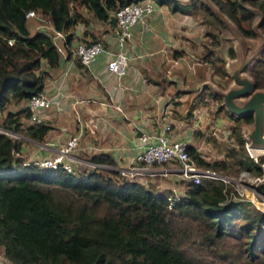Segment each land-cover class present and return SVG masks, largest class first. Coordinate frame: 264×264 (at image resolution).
Returning <instances> with one entry per match:
<instances>
[{
  "label": "trees",
  "instance_id": "obj_1",
  "mask_svg": "<svg viewBox=\"0 0 264 264\" xmlns=\"http://www.w3.org/2000/svg\"><path fill=\"white\" fill-rule=\"evenodd\" d=\"M132 1L140 0H0L2 129L42 139L48 125L31 122L27 104L15 111L10 105L27 103L42 91V66L58 65L60 51L53 32L66 33L64 44L70 54V30L79 7L84 6L97 20L110 22L109 15L119 5ZM212 1L243 35L255 36L251 28L255 13L243 3L258 8L264 18V0ZM171 8L206 25L210 40L204 44L202 58L210 62L214 74L228 78L224 54L235 55L232 44L225 38L228 48L214 51L220 48L222 22L201 0ZM29 9L47 17L51 28L32 30L25 17ZM260 27L264 32V19ZM247 72L257 87L264 88V47ZM210 96L235 121L231 133L236 145L230 144L222 158L211 161L192 145L189 153L199 166L218 172L247 169L262 174L245 150L240 128L252 117L230 115L219 96L212 92ZM193 110L194 105L189 106L186 117ZM173 112L177 117L178 111ZM21 146V139L0 131V249L13 264H264V209L250 200L232 198L233 188L221 180L187 182L184 194L170 201L166 192L148 185L152 178L146 182L103 168L67 171L25 164L14 153ZM90 160L113 165L104 153ZM256 188L264 196V181ZM192 246L199 247L200 256ZM204 251L210 254L205 256Z\"/></svg>",
  "mask_w": 264,
  "mask_h": 264
},
{
  "label": "crops",
  "instance_id": "obj_2",
  "mask_svg": "<svg viewBox=\"0 0 264 264\" xmlns=\"http://www.w3.org/2000/svg\"><path fill=\"white\" fill-rule=\"evenodd\" d=\"M172 1L169 7L166 3L156 2L154 11L145 16V21L132 27V36L124 47L130 56L129 63L124 76L119 80L106 68L107 61L117 49L115 23L111 20L110 22L97 20L84 6L79 7L83 12L80 11L74 28L70 30L71 45L78 41L88 43L101 40L104 50L88 67L83 66L71 52L67 54L65 48L60 52L56 67H46L43 62L42 92L51 96L52 104L48 109H40L39 115L48 125V129L40 140L28 136L25 131L15 133L18 135L17 139L22 140L21 150L16 155L21 156L24 163L35 162L56 154L58 148L70 136L79 134V149L74 151V157H70L75 168H84L82 166L88 165L86 160L97 163L90 160V157L104 153L111 157L113 165L98 164L103 165L108 171H119L127 166L137 150L134 125L140 126L153 135L152 139H156V135L164 132V125L168 120L173 119L172 115H168L171 106L168 103L170 94H174L175 98L173 111H178L174 125L179 124L178 128L182 127L179 130L173 128L169 131L170 137L183 138L199 151L200 146L196 145V137L200 133L195 132L198 127L193 124L198 120L197 114L195 113L191 126H188V123L183 125L181 121H184L182 120L184 116L180 115V106L184 105L187 111L189 106L194 105L195 109L197 101L201 102V108H204L201 109L199 126L204 125L206 116L204 111L207 110V105L202 103L200 89L201 86L207 87L206 84L202 85L205 82L216 84L211 80L216 74L211 70L209 78H202L195 86L193 95L188 93L189 88L183 87V81L177 78L184 79L182 74H185L182 73L184 67L182 64L179 65L182 56L176 54L180 51L189 55L201 50L200 59L208 64L209 68L210 62L202 58L205 43L200 42L205 38L206 30L202 31L199 27L201 23L190 14L171 8L176 3L186 4L190 0ZM30 19L27 18V24L34 30L32 24L35 20L32 18V22ZM229 41L231 43V40ZM56 42L61 44L59 39ZM164 51L167 52L166 55ZM171 51L177 55L175 56L179 59L177 63L171 61L172 55L169 54ZM149 52H152V55L149 58L145 57L144 54ZM227 57L229 56L224 54V58ZM187 66L191 67L189 63ZM195 82H198V79ZM189 96L193 97L188 100ZM26 104V102L11 104L10 108L15 111L25 107ZM214 124L216 128L219 126L224 128L219 121ZM164 178H167L166 181H169L170 189L174 193L184 194L187 183L179 172L171 171ZM181 181H185L186 186L184 183L181 184ZM9 263L13 264L0 249V264Z\"/></svg>",
  "mask_w": 264,
  "mask_h": 264
},
{
  "label": "built area",
  "instance_id": "obj_3",
  "mask_svg": "<svg viewBox=\"0 0 264 264\" xmlns=\"http://www.w3.org/2000/svg\"><path fill=\"white\" fill-rule=\"evenodd\" d=\"M155 0H140L132 1L119 5L114 11L115 25H116V43L117 49L112 53L111 58L106 63V68L109 72L115 76L116 79H120L124 76L126 68L129 63L130 56L126 53L124 47L127 41L132 36V27L137 23L145 21V16L155 9ZM27 18H39L42 20V13L36 9H29L25 13ZM51 26V24L47 25ZM38 27L42 29V22H39ZM66 33L61 31L53 32L52 37L56 40H61V44L57 43L58 50L63 51V48L67 47L64 44ZM9 43L12 40H8ZM69 49L71 54L77 58L80 63L88 67L92 61H94L100 53L104 50V45L101 40H95L92 42L78 41L71 45L69 43ZM166 55L167 52L164 51ZM152 52L144 54L145 57H150ZM171 61L177 63L179 59L172 56ZM52 104L51 96L40 91L37 94H33L27 101V108L29 112V119L31 122L39 123L42 121V117L39 115L40 109H48ZM117 109L121 110L119 106ZM173 129L170 120L164 125V132L156 135V139H152L153 135L146 132L140 126L134 125L133 132L136 139L137 150L132 160L127 166L121 168L119 173L125 178H135L144 181L146 178H153L157 172L160 175H167V173L173 171L170 166H166L162 169H155L154 167H162L163 165L176 164L175 171L179 172L183 179L188 182H199L202 178L221 180L226 184H229L230 178L223 176L218 171L210 167H202L197 164L195 159L188 151V142L183 138L170 137L169 131ZM80 135L70 136L57 150V153L37 160L35 163L42 167L57 168L62 167L67 171H74L75 166L70 157H74V151L79 149ZM247 148L251 149L247 144ZM254 149V148H252ZM251 152V151H250ZM18 154V152H14ZM252 157V156H251ZM253 160L262 168V174L253 176V180L250 181H236L237 185L240 184L242 189L237 186L234 187L236 193L232 198L235 199H247L252 201L256 206L261 204L264 208V196L259 194L256 186L259 182L264 181V159L253 156ZM92 167H103L98 163L91 161H85ZM250 174L249 170H244L240 175ZM173 199H171L172 201ZM259 207V206H257ZM11 264V263H9Z\"/></svg>",
  "mask_w": 264,
  "mask_h": 264
},
{
  "label": "rangeland",
  "instance_id": "obj_4",
  "mask_svg": "<svg viewBox=\"0 0 264 264\" xmlns=\"http://www.w3.org/2000/svg\"><path fill=\"white\" fill-rule=\"evenodd\" d=\"M155 1L158 2V0H155ZM170 1H172V0H170ZM165 3H166V5L168 7H169V4H171L170 2H165ZM242 3H243V1H242ZM243 5H246L247 7H250V5L245 4V3H243ZM81 9L82 8H79V12L82 11ZM42 17H43L42 20L39 19V18H34L35 23L32 24V27L34 26L33 27L34 30L39 28V27H37L38 22L49 24L48 18L44 17L43 15H42ZM254 18H255V15H254L253 19ZM253 19H252V22H253ZM30 20L33 22L32 18ZM36 21H37V23H36ZM252 22H251V24H252ZM42 26H44V25L42 24ZM199 27L202 29V31L206 30V26L204 27L203 25L199 24ZM223 27L224 28H222L221 31H220V36H222V39L220 41L221 42L220 48H218V46H216L214 48L215 53L217 51L221 50V49L225 50V49L228 48V43H226V41H225V38L227 39L226 36L228 35V33H227L228 29L224 25H223ZM210 30H214V29L211 28ZM203 36H205V34ZM247 37H250V36H247ZM252 37L256 38V34H255V36H252ZM209 40H210V37L206 35L205 38L202 39V42H200V43L201 44H203V43L207 44V42ZM194 46L195 45H193V48H194ZM223 50L221 52H223ZM199 52H201V50L196 52V54L192 53V54H189V55L187 53H185L184 51H180V52L176 53L177 55L181 54L182 60H181V63H179V65L182 64V67H184V69H185L184 71L182 70V73H185V74L181 73L183 75L184 79L177 77V75H176V77L183 81V83H184L183 87L189 88L188 93H190V95L194 94L193 92L195 90V86L199 82H201L202 78H205V79L209 78V73H211V69L209 67H207L208 64L203 63V61L200 59L201 55H200ZM171 53H169V54L172 55V56H177V55H175V53L173 51H171ZM193 55H194V57H193ZM187 63H189L191 65V67H188ZM169 73L170 72H168V75H169ZM197 79H198V82H195V81H197ZM207 80H209V79H207ZM211 80H213V82H215L220 88H225L231 83L232 77L228 76V78H223V77H218L217 75H215L214 77L213 76L211 77ZM201 87L202 88L200 89V92L202 93V98H203L202 103L207 105L206 106L207 110L204 111V113L206 114L204 125L199 126V117L202 115L201 114V109L204 108V107L201 108V102H199V101H197V103H196V106H195V109H194L195 112H193L191 117L189 116L190 118L186 117L187 111H186V109H184V105L180 106L181 114L185 116L184 119H182L184 121H181V122L183 123V125H185V123H188V126H191L192 121L194 120L195 115L197 114V119L198 120L193 122V124H195V127H198V128L195 129V132L199 131V133H200L196 137L197 138L196 139L197 140L196 145L200 146L199 151L202 154L203 158L204 159H208V160L211 161V160L222 158L225 155V153H227L226 152L227 149H228L227 146H230V144L233 143V144L236 145L234 137H233V135L231 133V129H233V126L235 125V121L233 119H231L229 116H227L223 110L218 109L219 101L217 99H215V98L210 96V92L213 93L211 87L209 85H207V87H203V86H201ZM187 88H184V89H187ZM198 90L199 89H197V91ZM192 97L193 96H189V98H187V99L190 100ZM174 100H175L174 94H170V98H169V102L168 103L171 106H170V109H169L170 111H169L168 115H172L173 116V119H170V122L172 123V127L175 130H179L182 127L178 128V127H180L179 124H177V126H176V124L174 125V118H175L174 115H173L175 113V112H173ZM216 121L221 122L224 125V128H222L221 126L216 128V126L214 124ZM252 123H253V121L241 123V127L240 128H241V132H242L243 137H244L243 129L244 128L245 129H249L251 127ZM0 131L6 132L4 129H2L1 126H0ZM8 134H11L13 137H17L18 136L16 134H14V132H9ZM208 137H209V139H208ZM244 140H245L244 147H245V150L248 153V155L250 154V156H252V157L256 156L257 158L258 157L260 158V156L264 157V151H263L264 149H262V151L261 150H253L252 148L248 149L247 148V144L248 143H246L248 140L245 139V138H244ZM193 143H194V141H193ZM166 166H170L171 167L170 169H173V171H175V169L177 167L176 164L171 163L170 165H163L162 167H154V168L155 169H162V168H164ZM82 167L90 168L87 165H84ZM242 171H244V169H241V170H239L237 172L232 170V171H229V172L222 171V172H219V173L222 174L223 176H227V177L230 178L229 184L232 187L237 186L239 189H242L241 185L240 184L237 185L236 181H238V180L248 181L249 178H250V181H252L253 180V176L259 175V174L253 173L250 170H249L250 174L248 173V174L240 175V173ZM152 177L154 178V180L151 179L152 181H149L150 183L148 184L151 188L155 187L158 190L166 192L169 195V198L170 197L174 198V197H177V196L180 197V196L183 195V194L182 195H178V194L174 193L172 189H170L171 187L169 186V181H166L167 178H164V177H166V175H160V173L157 172L156 175H154ZM148 180H149V178L145 179L146 182H148ZM184 182L185 181H181V184L184 183ZM186 183H184L185 186H186ZM257 206H259V208H261V209H264L263 206L261 204H259V203L257 204ZM198 248L199 247H197V246H192V248H191L194 251V253H195V255L197 257L201 255L200 252L198 251ZM203 253H204L205 256L210 254L209 251H204ZM263 262H264V257H263L262 263Z\"/></svg>",
  "mask_w": 264,
  "mask_h": 264
},
{
  "label": "water",
  "instance_id": "obj_5",
  "mask_svg": "<svg viewBox=\"0 0 264 264\" xmlns=\"http://www.w3.org/2000/svg\"><path fill=\"white\" fill-rule=\"evenodd\" d=\"M201 1L211 9L228 29L227 38L231 40L235 52L233 57H227L225 61V68L228 75L232 77L231 83L225 88H220L211 82H205L202 85H209L215 94L221 96V104L230 115L236 117L250 115L252 117L253 123L251 127L249 129H243V138L248 140L249 147L264 149V88L257 87L252 76L246 71L264 47V32L260 28L264 19L262 13L256 7H247L245 5V7L255 13L251 28L254 34H256V38L247 37L242 34L240 29L212 0ZM109 17L112 23H115L114 14L111 13Z\"/></svg>",
  "mask_w": 264,
  "mask_h": 264
},
{
  "label": "clouds",
  "instance_id": "obj_6",
  "mask_svg": "<svg viewBox=\"0 0 264 264\" xmlns=\"http://www.w3.org/2000/svg\"><path fill=\"white\" fill-rule=\"evenodd\" d=\"M112 14H113V13H112ZM26 18H27V17H26ZM31 18H34V17H31ZM38 24H39V22H38ZM42 24L44 25V26H42V27L44 28V27H46V25H49V24H51V23H50V21H49V24H46V23H42ZM37 27H38V25H37ZM38 29H40V28H38ZM5 133H7V132H5ZM8 133H9V132H8ZM246 143H248V141H247ZM197 151H198V150H197ZM198 152H199V151H198ZM199 154L201 155L200 152H199ZM201 156H202V155H201ZM202 157H203V156H202ZM25 164H27V163H25ZM87 166H89V165H87ZM89 167H90V166H89ZM90 168H103V169H105L104 166H103V167H99V166H98V167H90ZM105 170H106V169H105ZM245 170H247V169H245ZM186 182H188V181H186ZM225 184H226V183H225ZM226 186L228 187V186H231V185H230V184H226ZM231 188H233V191H234V192L231 191V192H230V194H231L230 196L233 197V194H235L236 191H235L234 187L231 186ZM174 198H178V196H177V197H174ZM169 199H170V201H171V199H173V197H170ZM238 200H240V199H238ZM172 201H173V200H172ZM256 207H257V206H256ZM258 208H259V207H258Z\"/></svg>",
  "mask_w": 264,
  "mask_h": 264
},
{
  "label": "bare ground",
  "instance_id": "obj_7",
  "mask_svg": "<svg viewBox=\"0 0 264 264\" xmlns=\"http://www.w3.org/2000/svg\"><path fill=\"white\" fill-rule=\"evenodd\" d=\"M263 148H258V147H255L253 150H261L262 151ZM264 151V150H263Z\"/></svg>",
  "mask_w": 264,
  "mask_h": 264
}]
</instances>
